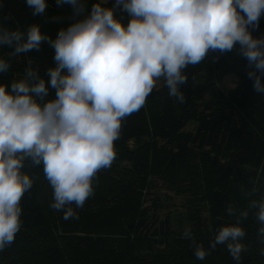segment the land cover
I'll return each mask as SVG.
<instances>
[{"label":"trees","instance_id":"obj_1","mask_svg":"<svg viewBox=\"0 0 264 264\" xmlns=\"http://www.w3.org/2000/svg\"><path fill=\"white\" fill-rule=\"evenodd\" d=\"M96 2L111 7L114 0H84L88 11ZM46 3V12L33 17L25 0H0V22L21 30L37 24L42 34L55 39L59 29L83 18L75 17L69 5ZM114 15L127 25V13L117 9ZM262 34L264 17L253 33ZM9 51L0 48V57L7 58ZM218 55L210 53L185 69L183 104L169 96L162 80L145 105L122 121L121 136L114 142L116 158L93 178V195L77 209L79 219L65 221L63 211L50 207L53 188L43 165L26 162L22 172L33 186L20 201L21 229L14 243L0 252V264H237L226 245H217L204 260L194 250L210 249L218 228L235 223L226 212L229 204L246 208L250 199L264 195V94L254 91L247 61L235 53L219 59L230 62L238 83L220 88L215 82L219 59H212ZM53 56L54 50L43 44L39 52L12 58L0 83L10 87L21 79L30 61L44 75L55 66ZM155 178L168 189L187 193L182 206L190 239L182 238L186 228L176 231L168 214L159 215L160 196L152 195ZM254 187L258 191L252 193ZM241 227L247 251L239 264H264V244L251 213Z\"/></svg>","mask_w":264,"mask_h":264},{"label":"clouds","instance_id":"obj_2","mask_svg":"<svg viewBox=\"0 0 264 264\" xmlns=\"http://www.w3.org/2000/svg\"><path fill=\"white\" fill-rule=\"evenodd\" d=\"M25 3L33 17L48 7L46 0ZM55 3L83 17L59 29L55 39L37 24L21 30L0 22V48L10 50L7 58L0 57V74L9 71L12 58L39 52L43 44L54 50L55 63L41 75L30 61L21 79L10 87L0 83V252L21 229L20 201L33 186L22 172L25 163L43 165L53 188L50 207L63 211L65 221L79 219L77 209L93 195V178L116 158L122 121L145 105L159 80L183 104L188 66L210 53L219 54L214 61L235 53L247 61L254 91L264 94V34L253 35L264 17V0H114L111 7L93 3L90 11L84 0ZM117 9L127 13L126 26L114 15ZM226 212L235 223L218 228L210 249L196 247L198 260L226 245L239 264L247 251L241 223L250 213L264 244V195L250 199L246 208L229 204ZM191 237L186 228L182 238Z\"/></svg>","mask_w":264,"mask_h":264},{"label":"rangeland","instance_id":"obj_3","mask_svg":"<svg viewBox=\"0 0 264 264\" xmlns=\"http://www.w3.org/2000/svg\"><path fill=\"white\" fill-rule=\"evenodd\" d=\"M105 2L106 0H99ZM218 71L216 73L215 82L222 88L227 89L235 87L238 83V74L232 69L230 62L220 58L218 62ZM162 83V79L157 82V86ZM156 86V87H157ZM153 194L159 195L161 200V210L159 215L168 214L170 216L173 227L178 231L189 226V222L185 218L183 204L187 193L178 189H168L159 178L153 179Z\"/></svg>","mask_w":264,"mask_h":264}]
</instances>
